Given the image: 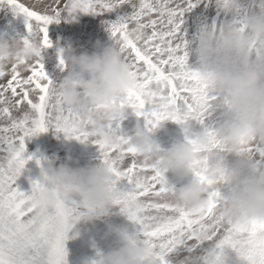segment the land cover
<instances>
[{"label":"snow or ice","instance_id":"obj_1","mask_svg":"<svg viewBox=\"0 0 264 264\" xmlns=\"http://www.w3.org/2000/svg\"><path fill=\"white\" fill-rule=\"evenodd\" d=\"M201 4L205 0H41L39 4L34 0L30 8L17 0H0V10L23 16L27 37L35 31L42 50L30 62L0 66V264H67L65 242L79 207L58 198L47 214L37 216L34 209L44 191L42 182L31 181L30 193L17 185L34 159L27 153L26 140L50 129L97 147L113 183L123 189L117 201L120 212L154 249L153 264H170L168 257L178 249L202 253L190 255L182 264H225L226 249L234 251L241 264H264V220L243 224L226 220L219 212L221 190L203 164L195 173L206 188L203 204L192 210L176 207L167 199L169 187L159 164L139 159L130 137L119 135L118 143L108 141L109 135L121 133L122 121L93 136L79 113L52 100L54 80L42 55L52 47L49 25L58 24L62 15L114 14V22H106L110 37L123 42L121 51L136 79L135 88L121 97V109H131L148 131L172 121L188 133L194 122L204 126L211 139L206 118L214 97L188 65L184 27L186 16ZM133 24L144 29L139 42L127 39ZM57 67L60 71L65 67L62 55ZM245 151L255 167L264 168V144ZM36 163L40 165L39 160Z\"/></svg>","mask_w":264,"mask_h":264},{"label":"clouds","instance_id":"obj_2","mask_svg":"<svg viewBox=\"0 0 264 264\" xmlns=\"http://www.w3.org/2000/svg\"><path fill=\"white\" fill-rule=\"evenodd\" d=\"M217 3L225 21L199 28L186 47L189 67L200 74L207 94L214 97L211 108L218 119L208 126L211 139L200 125L199 133L185 132L182 142L164 149L155 138L163 122L151 131L138 125L131 136L114 133L107 139L118 143L119 135L130 137L139 159L159 164L169 187L167 199L179 208L192 210L203 204L206 188L195 176L203 164L221 190L219 212L226 220L243 224L264 220V168L255 167L245 151L250 145L264 144V0ZM60 21L71 23L72 17L62 15ZM104 27L109 32L106 22ZM143 35L144 29L133 24L127 39L139 42ZM122 43L109 36L106 45L97 42L91 53L67 51L65 67L54 80L53 103L79 113L93 136L126 119L120 99L135 88L136 79ZM41 52L35 31L31 37L0 39V66L30 62ZM190 57L195 58L191 64ZM41 182L44 191L36 200L35 214H47L60 198L79 207L73 225L107 217L113 208L120 209L117 201L124 195L101 158L83 167L49 165L42 169ZM113 233L117 246L105 252L93 245L91 264H153L154 249L136 227L121 226Z\"/></svg>","mask_w":264,"mask_h":264},{"label":"rangeland","instance_id":"obj_3","mask_svg":"<svg viewBox=\"0 0 264 264\" xmlns=\"http://www.w3.org/2000/svg\"><path fill=\"white\" fill-rule=\"evenodd\" d=\"M27 7H32L34 0H17ZM51 2V0H42ZM66 3L67 0H61ZM35 10H41L39 8ZM247 11V9H245ZM115 15L95 16L91 14L79 13L72 17V22L60 21L48 27V38L52 47L46 49L42 55L44 58L46 71L55 80L61 73L57 67L59 58L69 50L77 53L87 51L91 53L95 50L97 42L107 44L109 42V32L105 30V22L111 23L115 20ZM226 17L221 13L217 0H205V4L199 5L193 12L189 13L185 19L186 40L191 41L195 33L201 27L223 23ZM27 27L23 16L15 15L11 10H0V39H21L27 37ZM190 57L189 63L194 61ZM28 75V73H24ZM210 115L206 118V125L212 126L218 119V113L210 108ZM126 119L121 122V133L131 136L134 129L139 125L145 126L142 118H138L131 109L125 112ZM201 126L191 123L189 134L199 133ZM185 131L172 121H165L161 128L155 133V138L161 147L167 149L173 142L184 140ZM26 150L28 155L34 159L30 161L22 175L17 181L21 191L30 193L31 181L42 180V169L49 165L58 167L68 163L71 167L89 166L98 163L100 155L97 147L92 143L81 144L76 140L66 139L62 133H56L50 129L46 133H41L29 140H26ZM40 161L38 166L36 161ZM169 178L170 174H169ZM121 187V186H119ZM121 226L129 228L136 227L119 208H113L107 217L96 220L94 223L83 222L72 226L68 232L65 248L67 252V264H91L94 257L93 245L107 252L117 246V237L113 233L114 229ZM112 233V234H110ZM75 237V238H74ZM205 248L207 245L204 246ZM197 252L189 254L185 249H178L170 254L168 260L170 264H182L190 255H201ZM225 264H241L239 257L230 249L225 250Z\"/></svg>","mask_w":264,"mask_h":264}]
</instances>
